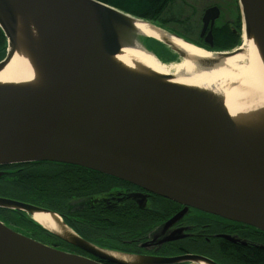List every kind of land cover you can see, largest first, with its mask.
<instances>
[{"label":"water","instance_id":"obj_1","mask_svg":"<svg viewBox=\"0 0 264 264\" xmlns=\"http://www.w3.org/2000/svg\"><path fill=\"white\" fill-rule=\"evenodd\" d=\"M246 32L258 38L264 56V0H238ZM40 29L49 61L46 90L0 88V167L54 163L80 167L205 213L253 227L264 233V133L247 141L223 109V98L171 87L157 80L134 81L106 58L118 42L143 51L161 63L135 30L150 25L191 44L154 23L97 0H0V31L14 42L15 13ZM218 10L203 15V30ZM30 29L23 31L31 42ZM157 42V41H155ZM159 43V42H158ZM31 44V43H30ZM178 60L184 55L159 43ZM193 45V44H191ZM197 61L204 71L239 52L211 53ZM0 173V179L6 176ZM0 209L49 213L62 242L100 261L129 264L119 254L99 249L72 232L59 215L18 201L0 198ZM215 264L201 257L174 260L139 258L134 264ZM0 264H100L36 242L0 222Z\"/></svg>","mask_w":264,"mask_h":264},{"label":"flooded vegetation","instance_id":"obj_2","mask_svg":"<svg viewBox=\"0 0 264 264\" xmlns=\"http://www.w3.org/2000/svg\"><path fill=\"white\" fill-rule=\"evenodd\" d=\"M177 1L182 3L181 0H168L154 16L145 20L211 53L229 51L241 43V16L233 0H230V5L229 0H208V5L196 9L197 12L193 9L192 19L183 18L184 12L179 11ZM211 8L218 10V17L213 23L209 21L203 30V15ZM147 45L154 51L159 49L154 42L147 41ZM177 61L175 58L169 63ZM29 164L18 165L16 171L26 169ZM7 168L0 167V173H9ZM103 182V190L98 187L99 191H92L88 196L67 201L62 212L32 206L59 215L81 239L125 257L129 264H134L132 261L139 258L174 260L183 257H201L215 264H224L228 263L225 253L228 246L264 250V233L253 227L185 207L114 178ZM10 215L18 222L23 219L32 221L21 212L0 210V217L8 218ZM0 222L14 227L5 220L0 219ZM27 231L16 232L60 252L100 264H115L100 261L41 227H31Z\"/></svg>","mask_w":264,"mask_h":264},{"label":"bare ground","instance_id":"obj_3","mask_svg":"<svg viewBox=\"0 0 264 264\" xmlns=\"http://www.w3.org/2000/svg\"><path fill=\"white\" fill-rule=\"evenodd\" d=\"M25 23L30 29L29 43L23 34ZM135 30L149 40L164 43L181 52L184 58L177 64H162L151 55L126 47L119 41L117 55L106 58L119 73L137 82L162 77L158 79L162 84L209 93L214 98L222 97L224 111L245 141L255 132L264 133V56L258 38L252 31L247 33L242 24L239 52L222 59L217 67L204 71L196 62L212 59V54L162 33L150 25L137 23ZM8 52L11 53L10 59L0 69V88L19 91H40L48 88L50 65L39 26L17 12L14 42L9 44ZM5 160L6 158L0 156V162ZM30 218L42 228L59 230L60 226L54 223L49 213H33Z\"/></svg>","mask_w":264,"mask_h":264},{"label":"trees","instance_id":"obj_4","mask_svg":"<svg viewBox=\"0 0 264 264\" xmlns=\"http://www.w3.org/2000/svg\"><path fill=\"white\" fill-rule=\"evenodd\" d=\"M97 1L135 17L146 19L154 16L168 0ZM154 44L159 48L155 52L163 63L171 62L176 58L161 44L156 42ZM5 51L6 40L0 31V60L4 58ZM17 167L18 165L8 166L9 173L0 180L2 184L0 197L57 212H62L69 200L88 196L92 191L96 192L98 187L103 190L104 179L113 180L93 171L62 164L31 163L22 171H16ZM18 224L26 230H30L31 227L40 229L35 223L26 219ZM225 253L228 263L224 264H264V250L228 246Z\"/></svg>","mask_w":264,"mask_h":264},{"label":"rangeland","instance_id":"obj_5","mask_svg":"<svg viewBox=\"0 0 264 264\" xmlns=\"http://www.w3.org/2000/svg\"><path fill=\"white\" fill-rule=\"evenodd\" d=\"M181 2L182 3L177 1V3H178L177 6H178L180 12H184L183 13V18L188 17L187 19H192L194 17V13H192L193 9L196 10V9H199V8H203L205 5H208V0H181ZM230 2L231 1L229 0V5H230ZM233 3H234L236 11L240 12L238 0H233ZM230 8H231V6H230ZM196 12H197V10H196ZM238 47H240V44L238 45ZM238 47H236V48H238ZM179 62L180 61H177V62H175L173 64H177ZM23 214L25 216L27 215L25 213H23ZM9 218H13L12 215H10V217H8L6 219L4 217L3 218L0 217V219H2L3 221L5 220L8 224H10L11 226H14V227H11V229H13V230L15 229L16 231H19V232H21V231H23L25 233L28 232L23 226H20L18 224L16 219H14V218L13 219H9ZM23 232H21V233H23Z\"/></svg>","mask_w":264,"mask_h":264}]
</instances>
